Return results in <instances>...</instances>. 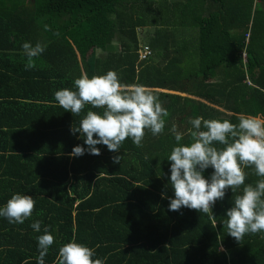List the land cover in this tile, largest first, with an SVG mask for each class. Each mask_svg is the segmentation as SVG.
I'll list each match as a JSON object with an SVG mask.
<instances>
[{
    "label": "trees",
    "instance_id": "16d2710c",
    "mask_svg": "<svg viewBox=\"0 0 264 264\" xmlns=\"http://www.w3.org/2000/svg\"><path fill=\"white\" fill-rule=\"evenodd\" d=\"M147 26L154 33L139 44ZM186 28L197 29L195 44ZM24 41L47 45L28 70ZM142 45L151 55L141 60ZM110 69L158 96L169 113L164 132L145 131L141 147L126 138L118 152L97 145L99 155L70 157L84 146L70 132L80 117L53 93ZM238 114L264 118V0H0V204L12 193L35 202L23 224L0 218V264H36L34 220L54 236L44 264L73 239L103 264H264V235L236 242L225 233L229 189L212 207L215 227L202 212L167 207L169 129L184 131L196 116L235 123ZM243 170L245 183L258 179Z\"/></svg>",
    "mask_w": 264,
    "mask_h": 264
},
{
    "label": "clouds",
    "instance_id": "9594fccd",
    "mask_svg": "<svg viewBox=\"0 0 264 264\" xmlns=\"http://www.w3.org/2000/svg\"><path fill=\"white\" fill-rule=\"evenodd\" d=\"M43 27L49 30L48 25ZM247 39L245 36V43ZM46 46L40 41H24L20 45L25 70L34 67V58L41 56ZM53 96L60 108L80 117L70 132L78 134L84 146H73L70 157L86 152L99 155L97 145L118 152L126 138L141 147L145 131L154 137L160 135L169 115L157 95L139 84L125 86L111 69L100 75L81 74L73 79L71 89L56 90ZM187 124L184 131L174 125L169 129L175 143L166 156L170 161L167 184L173 193L167 197L168 210L179 211L183 207L202 212L213 218L215 227L212 207L224 199L225 190L229 189L234 195L221 221L225 233L236 242L246 234L264 235V118L238 114L233 123L229 119L196 116ZM185 136L188 140L182 142ZM112 160L119 163L120 155ZM209 168L212 171L206 177L203 173ZM244 168H251L258 177L254 183H245ZM34 203L29 195L12 193L0 204V218L9 224H23L32 215ZM29 227L42 233L36 237V264H44L54 236L48 226L41 229L40 220H34ZM94 257L93 248L73 239L59 246L55 264H103Z\"/></svg>",
    "mask_w": 264,
    "mask_h": 264
},
{
    "label": "rangeland",
    "instance_id": "374dc122",
    "mask_svg": "<svg viewBox=\"0 0 264 264\" xmlns=\"http://www.w3.org/2000/svg\"><path fill=\"white\" fill-rule=\"evenodd\" d=\"M140 1V0H139ZM158 1V0H157ZM250 26V24H249ZM154 29H155V26H147V27H141V28H138L137 29V34H138V38H139V44H146L147 43V39L149 36L153 35L154 33ZM187 32L189 33L187 35V37L191 38V41L192 43L195 44L196 42V39H197V29L196 28H186ZM245 36H249V30L248 32L245 34ZM182 39V38H181ZM117 47V43H116V40L114 39L111 43V48H116ZM99 53V51H97ZM245 57L242 56V59ZM249 83V82H248Z\"/></svg>",
    "mask_w": 264,
    "mask_h": 264
},
{
    "label": "built area",
    "instance_id": "2783aa9c",
    "mask_svg": "<svg viewBox=\"0 0 264 264\" xmlns=\"http://www.w3.org/2000/svg\"><path fill=\"white\" fill-rule=\"evenodd\" d=\"M150 55H151V50H150V48L147 45H142V46L139 47V50H138L139 59H141V60L142 59H146ZM243 56H244V54H243Z\"/></svg>",
    "mask_w": 264,
    "mask_h": 264
}]
</instances>
